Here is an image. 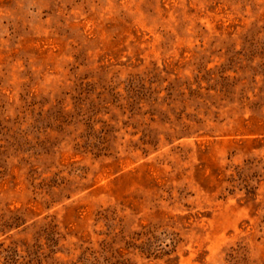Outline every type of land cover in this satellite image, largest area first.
Returning <instances> with one entry per match:
<instances>
[{
	"label": "rangeland",
	"instance_id": "obj_1",
	"mask_svg": "<svg viewBox=\"0 0 264 264\" xmlns=\"http://www.w3.org/2000/svg\"><path fill=\"white\" fill-rule=\"evenodd\" d=\"M0 264H264V0H0Z\"/></svg>",
	"mask_w": 264,
	"mask_h": 264
}]
</instances>
